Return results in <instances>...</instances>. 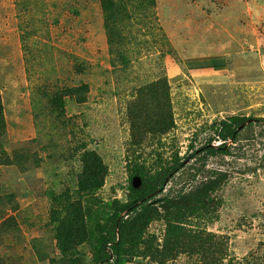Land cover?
Masks as SVG:
<instances>
[{
  "label": "rangeland",
  "instance_id": "374dc122",
  "mask_svg": "<svg viewBox=\"0 0 264 264\" xmlns=\"http://www.w3.org/2000/svg\"><path fill=\"white\" fill-rule=\"evenodd\" d=\"M149 4L112 5L110 46L102 0H0L2 144L12 160L0 166V196L13 195L17 205L0 208V264H91L89 242L72 256L60 254L59 214L77 199L79 158L87 150L107 166L103 188L82 199L98 212L94 221L129 201L126 112L139 88L160 80L169 88L173 127L147 137L137 153L151 172L214 138L216 122L264 119V0ZM228 145L229 156L185 160L167 190L192 185L189 174L202 166L226 173L212 221L186 228L215 236L221 264H264V128L254 123ZM164 234L159 220L143 239L161 251ZM159 255L123 264H198L187 253Z\"/></svg>",
  "mask_w": 264,
  "mask_h": 264
},
{
  "label": "trees",
  "instance_id": "16d2710c",
  "mask_svg": "<svg viewBox=\"0 0 264 264\" xmlns=\"http://www.w3.org/2000/svg\"><path fill=\"white\" fill-rule=\"evenodd\" d=\"M117 1L120 0H102L105 19L110 23H105L110 46H113L111 24L112 8L115 6L112 5ZM149 1V6H154V0ZM122 62L127 64L125 58ZM126 113L130 127L129 154L133 156L128 165L129 201L113 206L109 215L94 221L98 212L90 206L86 207L82 199L94 196L103 188L107 166L95 151H84L79 158L81 167L76 178L77 199L68 201L58 218L60 254L72 256L70 254L76 246L89 242L93 250L91 264H123L127 257L146 258L150 255L154 258L160 253L170 256L175 251L195 257L198 264H221V243L215 244V236L205 234V230L195 233L186 227L197 221H212L218 205L214 194L226 182L227 174L203 172L202 166V170L197 169L195 173L189 174V183L192 185L187 183L188 186H181L177 191L172 188L167 190V186L184 169L185 160L196 158L204 162L209 157L231 155L228 143L235 145L240 133L254 123L264 128V119L232 116L216 122L210 127L214 138L207 140L197 150L191 146L193 150L184 160L176 156L170 165L151 172L140 161V154L137 153L147 137L156 139L173 127L167 82L160 80L139 88L134 99L128 103ZM5 134L6 122L0 99V166H11L12 160L2 144ZM200 175L202 180L195 184ZM136 180L139 182L138 187L134 186ZM13 203V195L0 196V208L6 205L16 211L17 205ZM159 220L165 225L164 247L161 251L158 247L151 246V249L147 239H143L148 226ZM152 240L156 239L153 237Z\"/></svg>",
  "mask_w": 264,
  "mask_h": 264
},
{
  "label": "water",
  "instance_id": "95a60500",
  "mask_svg": "<svg viewBox=\"0 0 264 264\" xmlns=\"http://www.w3.org/2000/svg\"><path fill=\"white\" fill-rule=\"evenodd\" d=\"M139 183V182H138ZM134 186H135V182H134ZM135 187H138V186H135Z\"/></svg>",
  "mask_w": 264,
  "mask_h": 264
},
{
  "label": "clouds",
  "instance_id": "9594fccd",
  "mask_svg": "<svg viewBox=\"0 0 264 264\" xmlns=\"http://www.w3.org/2000/svg\"><path fill=\"white\" fill-rule=\"evenodd\" d=\"M218 144V143H217Z\"/></svg>",
  "mask_w": 264,
  "mask_h": 264
}]
</instances>
